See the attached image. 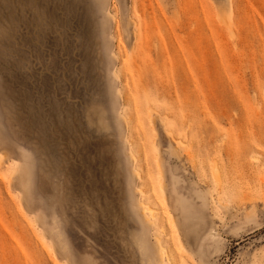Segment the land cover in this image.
<instances>
[{
  "label": "rangeland",
  "instance_id": "obj_1",
  "mask_svg": "<svg viewBox=\"0 0 264 264\" xmlns=\"http://www.w3.org/2000/svg\"><path fill=\"white\" fill-rule=\"evenodd\" d=\"M159 240L264 264V0H0V264Z\"/></svg>",
  "mask_w": 264,
  "mask_h": 264
},
{
  "label": "bare ground",
  "instance_id": "obj_2",
  "mask_svg": "<svg viewBox=\"0 0 264 264\" xmlns=\"http://www.w3.org/2000/svg\"><path fill=\"white\" fill-rule=\"evenodd\" d=\"M137 24H138V22H137ZM136 25V24H135ZM137 26V25H136ZM139 26V25H138ZM135 27V26H134ZM136 32H137V30H136ZM146 33H144V35H145ZM133 35V34H132ZM136 36V35H135ZM146 36V35H145ZM137 39H139L140 38V42H139V44H138V46L136 47V49H138V48H144V47H147L148 46V44H149V39L147 38V37H145V40L143 41V40H141V31H140V29L138 30V32H137ZM136 39V38H135ZM136 41V40H135ZM137 43V42H136ZM135 44V43H134ZM136 46V45H135ZM215 166V165H214ZM216 174V176L218 177V168H216V167H214V170H213ZM214 175V176H215ZM215 176V177H216ZM220 176V175H219ZM219 178V177H218ZM219 182V181H218ZM219 185H220V183H219ZM172 222V221H171ZM165 251H164V245H163V243H162V241L161 240H159L158 241V253H157V257L156 258H154V256H152V257H150L149 258V260H150V263L149 264H166V262H165ZM169 260H170V258H169Z\"/></svg>",
  "mask_w": 264,
  "mask_h": 264
}]
</instances>
